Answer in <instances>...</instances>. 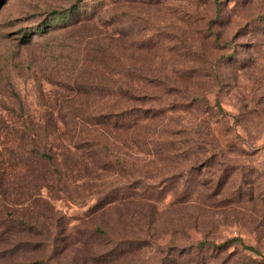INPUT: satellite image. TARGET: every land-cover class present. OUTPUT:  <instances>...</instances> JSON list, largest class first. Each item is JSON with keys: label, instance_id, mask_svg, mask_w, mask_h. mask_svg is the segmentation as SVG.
Returning <instances> with one entry per match:
<instances>
[{"label": "rangeland", "instance_id": "1", "mask_svg": "<svg viewBox=\"0 0 264 264\" xmlns=\"http://www.w3.org/2000/svg\"><path fill=\"white\" fill-rule=\"evenodd\" d=\"M35 130L67 264H264V0H0L3 167Z\"/></svg>", "mask_w": 264, "mask_h": 264}, {"label": "trees", "instance_id": "2", "mask_svg": "<svg viewBox=\"0 0 264 264\" xmlns=\"http://www.w3.org/2000/svg\"><path fill=\"white\" fill-rule=\"evenodd\" d=\"M81 123H89L91 127H95L94 130L100 124L98 119L92 118L81 119ZM65 124L66 122H64ZM73 137L67 140L62 133H39L37 130L21 133L18 139L23 143L15 149L17 160L12 159L13 150L8 149V158L10 156L12 164L9 163L6 168V165L3 167L0 161V168H2L0 174L9 175L14 171V174L17 173L19 182L15 188L16 193L11 194L8 188H2L3 180L0 178V264H53L51 259L55 258L58 259L53 261L54 264L69 263L65 260L68 258L69 244L53 243L51 245V233L47 228L26 220L22 215H15L12 210L16 207L20 208L19 211L25 215L26 206L31 204L43 192V189H49L52 186V165L54 166L58 161L57 154L60 151L57 152L53 148L47 147V141L50 138L59 139L58 145L63 149L60 154H63L70 145L75 148L80 146L81 141ZM67 145L69 146L67 147ZM6 175H4L5 178ZM14 211L17 212L15 209ZM41 235L48 237V240H42ZM234 240L239 241L240 239L232 238L227 242ZM205 243L202 241L198 245ZM95 247L92 245L88 250ZM93 255L85 257V260L90 259L94 262Z\"/></svg>", "mask_w": 264, "mask_h": 264}]
</instances>
